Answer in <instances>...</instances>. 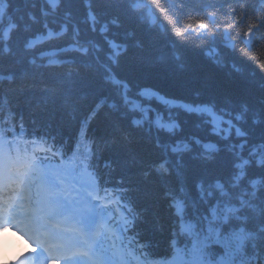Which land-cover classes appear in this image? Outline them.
<instances>
[{
  "label": "trees",
  "instance_id": "trees-1",
  "mask_svg": "<svg viewBox=\"0 0 264 264\" xmlns=\"http://www.w3.org/2000/svg\"><path fill=\"white\" fill-rule=\"evenodd\" d=\"M4 1L0 29L9 21L16 28L10 51L0 46V122L11 125L15 116L27 129H63L68 142L89 119L101 174L130 188L137 231L154 254L172 251L174 202L194 199L199 187L230 177L245 160V179H261L264 204V0ZM189 19L208 28H186ZM46 25L60 35L30 47ZM114 47L124 50L115 55ZM144 89L233 116L243 136L224 137L205 113L143 98ZM154 116L176 125L158 129ZM205 144L225 148L208 162Z\"/></svg>",
  "mask_w": 264,
  "mask_h": 264
},
{
  "label": "snow or ice",
  "instance_id": "snow-or-ice-1",
  "mask_svg": "<svg viewBox=\"0 0 264 264\" xmlns=\"http://www.w3.org/2000/svg\"><path fill=\"white\" fill-rule=\"evenodd\" d=\"M186 28L197 31H204L208 25L202 19H189ZM252 26H249L246 35L251 34ZM177 35H182L183 30L177 29ZM249 43L252 41L249 39ZM232 47V44H228ZM213 52L218 50L213 49ZM218 62V61H214ZM264 67V62L261 63ZM140 121H136L139 123ZM9 138L32 139L33 134L28 132L23 122L17 125L15 116L10 125L7 120L0 122V146L6 143ZM87 138V125L78 134V139L73 141L71 145L61 141L57 144L55 138L47 136H35L37 144L47 150V144L51 139V151L56 155L51 161L42 162L33 160L31 167L39 170H51L53 174L72 175L80 171H87L94 180L97 189L104 188L107 199L111 192L106 185H102L100 177L96 172L94 163V154L89 151L87 157L81 151L80 142ZM107 167V165H105ZM5 174L0 170V225L16 228L21 236L31 246L30 250L17 253L11 259H6L5 264H103L102 257L95 250V243L88 246L86 240L70 242L61 239L58 236V229L51 219L50 213L40 208H34L30 204H26L23 198L17 192L15 198H5ZM129 215L124 217L123 225L125 231L132 232L136 226L139 213L129 202ZM177 213H182V205L177 202ZM14 221V222H12ZM129 244L124 248L116 249L113 255L117 256L120 264H185L188 258L183 249L176 248V241H171L172 251L168 257H160L153 253L152 246L149 241H142L138 237V233L129 235ZM244 237H234L230 245L227 255L222 259V264H232L233 259L238 253H241ZM134 242V243H133ZM203 245L194 246L191 249L192 264H203L204 259ZM243 264V262H242Z\"/></svg>",
  "mask_w": 264,
  "mask_h": 264
},
{
  "label": "clouds",
  "instance_id": "clouds-1",
  "mask_svg": "<svg viewBox=\"0 0 264 264\" xmlns=\"http://www.w3.org/2000/svg\"><path fill=\"white\" fill-rule=\"evenodd\" d=\"M6 242H10L11 246L6 248ZM30 247L16 228L0 225V264L14 257L18 249L20 253L30 250Z\"/></svg>",
  "mask_w": 264,
  "mask_h": 264
},
{
  "label": "bare ground",
  "instance_id": "bare-ground-1",
  "mask_svg": "<svg viewBox=\"0 0 264 264\" xmlns=\"http://www.w3.org/2000/svg\"><path fill=\"white\" fill-rule=\"evenodd\" d=\"M35 192H36V195H37V197H40V196H41V194H42V189L39 187V188H37V189L33 190V192H32V193H35ZM24 195H28V196H29V194H28V193H26V194H24ZM6 243H10V242H6Z\"/></svg>",
  "mask_w": 264,
  "mask_h": 264
},
{
  "label": "rangeland",
  "instance_id": "rangeland-1",
  "mask_svg": "<svg viewBox=\"0 0 264 264\" xmlns=\"http://www.w3.org/2000/svg\"><path fill=\"white\" fill-rule=\"evenodd\" d=\"M249 39H250V37L248 36L247 39H246V42H247V43H249Z\"/></svg>",
  "mask_w": 264,
  "mask_h": 264
}]
</instances>
